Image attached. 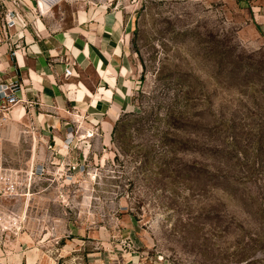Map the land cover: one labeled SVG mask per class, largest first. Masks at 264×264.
Segmentation results:
<instances>
[{
  "label": "rangeland",
  "instance_id": "rangeland-1",
  "mask_svg": "<svg viewBox=\"0 0 264 264\" xmlns=\"http://www.w3.org/2000/svg\"><path fill=\"white\" fill-rule=\"evenodd\" d=\"M89 1L132 22L131 108L64 141L34 111L0 122V248L38 264H264V38L250 4ZM36 18L13 16L11 41Z\"/></svg>",
  "mask_w": 264,
  "mask_h": 264
},
{
  "label": "crops",
  "instance_id": "crops-1",
  "mask_svg": "<svg viewBox=\"0 0 264 264\" xmlns=\"http://www.w3.org/2000/svg\"><path fill=\"white\" fill-rule=\"evenodd\" d=\"M41 1L23 0L19 9L21 15L37 18L32 26H19L21 47L14 64L23 80L24 102L14 109L12 120L20 121L27 111L39 113L44 129H53L60 141L67 131L75 134V129L79 133L96 126L111 130L119 114L131 108L136 78L128 33L132 22L128 25L120 11L106 12L89 0ZM244 1L250 4L253 24L264 35V0ZM1 62L12 63L8 54ZM67 67L73 69L71 75L65 73ZM26 101L35 108L28 110ZM36 256L33 250L0 248L2 264H38Z\"/></svg>",
  "mask_w": 264,
  "mask_h": 264
},
{
  "label": "built area",
  "instance_id": "built-area-1",
  "mask_svg": "<svg viewBox=\"0 0 264 264\" xmlns=\"http://www.w3.org/2000/svg\"><path fill=\"white\" fill-rule=\"evenodd\" d=\"M2 7V4H0V122H7L12 118L14 109L21 105L24 100L21 97L23 93V80L18 77L14 64L21 45L18 42L14 43L11 41L12 31L14 30L12 27L15 23L13 26H8L10 21L13 22L12 17L18 15L20 11L9 7H6V9ZM5 54L10 56L12 63L6 62L8 65H3L1 58ZM9 73H14V76H7ZM65 73L71 75L73 69L67 67ZM0 264H2L1 259Z\"/></svg>",
  "mask_w": 264,
  "mask_h": 264
},
{
  "label": "bare ground",
  "instance_id": "bare-ground-1",
  "mask_svg": "<svg viewBox=\"0 0 264 264\" xmlns=\"http://www.w3.org/2000/svg\"><path fill=\"white\" fill-rule=\"evenodd\" d=\"M44 1H45V3H47V2L54 3V2H56V1H58V0H42V1H41V4H43ZM20 106H23V105H19V107H20Z\"/></svg>",
  "mask_w": 264,
  "mask_h": 264
},
{
  "label": "trees",
  "instance_id": "trees-1",
  "mask_svg": "<svg viewBox=\"0 0 264 264\" xmlns=\"http://www.w3.org/2000/svg\"><path fill=\"white\" fill-rule=\"evenodd\" d=\"M259 30V29H258ZM260 31V30H259ZM261 33V35H262V37L264 38V35H263V33L262 32H260Z\"/></svg>",
  "mask_w": 264,
  "mask_h": 264
}]
</instances>
